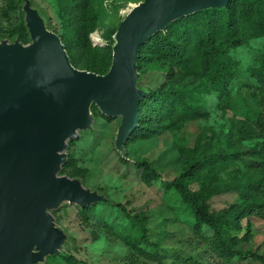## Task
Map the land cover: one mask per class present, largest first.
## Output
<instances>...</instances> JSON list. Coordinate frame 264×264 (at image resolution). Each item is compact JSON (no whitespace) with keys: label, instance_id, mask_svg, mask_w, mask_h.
Listing matches in <instances>:
<instances>
[{"label":"rangeland","instance_id":"rangeland-1","mask_svg":"<svg viewBox=\"0 0 264 264\" xmlns=\"http://www.w3.org/2000/svg\"><path fill=\"white\" fill-rule=\"evenodd\" d=\"M31 1L44 14L50 30L70 37L73 26L63 16L57 0ZM138 1L91 0L98 21L87 34L89 49L85 50L89 54L83 50L77 56V68L91 71L101 61V53L92 49L111 50L117 23ZM21 3L0 0V39L18 37L27 42ZM262 61L264 36L229 49L213 70L193 84L192 99L202 115L185 122L178 131L155 130L150 135L132 136L126 142L125 158L113 145L119 118L91 107L93 131H80L68 142L66 152L72 165L61 173L78 176L85 186L105 191L111 202L90 205L84 216L78 206L67 202L52 211L70 239L63 253L72 254L81 261L78 264H261L219 252L212 229L198 223L193 211L166 183L181 172L184 156L179 148H192L198 137L214 149L236 151V158L226 165L232 175L263 177L264 182ZM164 80L163 71L151 68L139 74L137 85L151 90ZM187 85L192 86L191 79ZM222 86L225 95L220 97L218 87ZM138 161H147L157 176L147 175ZM191 187L195 188L196 183ZM237 202L236 191L208 199L212 212ZM230 235L234 240L227 244L232 249L255 250L264 255L261 213L252 211L240 218L238 228ZM60 255L47 257L45 264H67Z\"/></svg>","mask_w":264,"mask_h":264},{"label":"water","instance_id":"water-1","mask_svg":"<svg viewBox=\"0 0 264 264\" xmlns=\"http://www.w3.org/2000/svg\"><path fill=\"white\" fill-rule=\"evenodd\" d=\"M228 0H139L119 20L111 60L99 74L75 67L31 0H22L27 42L0 39V264H43L70 246L52 211L110 203L105 191L61 173L67 144L93 131L94 105L118 117L113 145L122 158L146 91L137 85L139 48L169 23Z\"/></svg>","mask_w":264,"mask_h":264},{"label":"trees","instance_id":"trees-1","mask_svg":"<svg viewBox=\"0 0 264 264\" xmlns=\"http://www.w3.org/2000/svg\"><path fill=\"white\" fill-rule=\"evenodd\" d=\"M57 3L63 9V16L69 19L68 24L73 26L69 38L59 37L71 63L76 67L80 61L77 56L81 55L85 47L89 49L87 34L96 27L98 15L91 0H57ZM262 36L264 0H228L225 7L209 8L181 17L169 23L164 32L159 31L150 36L139 48L137 71L141 75L151 68H157L164 72L165 80L159 87L144 89L146 95L138 104V125L130 138L156 131H178L185 122L200 117L202 112L192 99L196 86L194 82L213 70L229 49ZM92 50L101 53L102 57L91 67V71L105 73L110 64L111 50ZM84 52L88 53L86 50ZM260 66L259 74L264 81V61ZM190 79L191 87L187 85ZM218 91L220 97L225 95L223 86L218 87ZM179 151L184 156L181 172L166 185L177 192L193 211L198 223L212 229L219 252L264 264V255L257 251L232 249L227 244V241L234 240L230 231L238 228L240 218L252 211L264 216L263 177L232 175L226 165L236 158V151L214 149L199 137L192 148L180 147ZM71 165V158L67 155L61 171ZM137 165L147 175L157 176L147 161H138ZM192 183H196L195 188L191 187ZM228 191L237 192L238 202L219 212L210 211L208 199ZM89 206L83 209L78 207L82 216L86 215ZM59 254L67 264L81 262L70 253L61 251L55 255Z\"/></svg>","mask_w":264,"mask_h":264}]
</instances>
